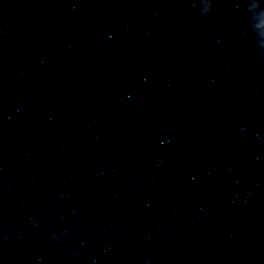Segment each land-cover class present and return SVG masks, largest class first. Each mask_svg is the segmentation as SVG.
Masks as SVG:
<instances>
[{
  "label": "water",
  "instance_id": "obj_1",
  "mask_svg": "<svg viewBox=\"0 0 264 264\" xmlns=\"http://www.w3.org/2000/svg\"><path fill=\"white\" fill-rule=\"evenodd\" d=\"M0 264H264V0H0Z\"/></svg>",
  "mask_w": 264,
  "mask_h": 264
}]
</instances>
